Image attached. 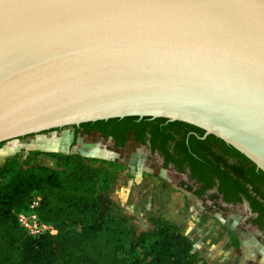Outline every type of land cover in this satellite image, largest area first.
I'll use <instances>...</instances> for the list:
<instances>
[{
    "label": "water",
    "instance_id": "95a60500",
    "mask_svg": "<svg viewBox=\"0 0 264 264\" xmlns=\"http://www.w3.org/2000/svg\"><path fill=\"white\" fill-rule=\"evenodd\" d=\"M127 117L264 174V0H0V144Z\"/></svg>",
    "mask_w": 264,
    "mask_h": 264
},
{
    "label": "trees",
    "instance_id": "16d2710c",
    "mask_svg": "<svg viewBox=\"0 0 264 264\" xmlns=\"http://www.w3.org/2000/svg\"><path fill=\"white\" fill-rule=\"evenodd\" d=\"M122 125L127 127L125 132L133 130L139 140L147 128L151 129L154 143L158 136H162L161 147L169 161H173L174 157L166 148L167 141L173 138L168 130L183 128L184 136L176 147H180L195 165L193 175L204 180L199 166L207 169L211 167L217 178L233 184L234 191L245 190L237 178L243 175L246 179V174L235 168L233 172L221 170L217 165L221 161L220 154L212 155L214 159H210L192 148L194 143L204 145L208 140H213L221 146V154L230 152L248 163L250 168L246 172L250 179L264 184V174L256 171L255 166L244 156L213 136L200 139L204 133L202 130L182 122L127 117L85 123L80 127L85 132H105L108 127H112L111 132L115 134ZM73 128L79 131V127ZM189 132L195 135L191 134L185 139ZM154 147L157 146L154 144ZM98 177L97 171L80 162L66 169L54 170L49 167L26 168L11 160L0 168V264H207L192 253L189 239L166 222H159L153 231L131 239L132 227L125 218L106 216L95 221L99 210ZM207 180L209 187L212 184L209 177ZM220 191L223 193L224 188L221 187ZM235 193L226 194L225 199L238 201ZM33 196L40 197L37 208L40 220L51 224L57 230L55 235L45 234L33 238L18 225L16 214L27 209ZM247 197L259 209L257 205L261 203L251 195ZM74 229H78L76 234L72 233Z\"/></svg>",
    "mask_w": 264,
    "mask_h": 264
},
{
    "label": "rangeland",
    "instance_id": "374dc122",
    "mask_svg": "<svg viewBox=\"0 0 264 264\" xmlns=\"http://www.w3.org/2000/svg\"><path fill=\"white\" fill-rule=\"evenodd\" d=\"M74 133L73 128H65L3 143L0 161L13 160L26 168L54 170L80 162L99 176L95 221L106 216L125 218L132 227L131 239L153 231L159 222H166L189 239L192 253L207 264H264V245L259 241L262 234L251 225H239L245 221L244 209H227L208 198L198 201L190 192L175 187L180 179L177 176L166 178L160 170L154 177L142 170V160H136L134 155L90 151L94 146L90 139H78L74 144ZM67 156L70 158L66 159ZM122 158H129L127 166L117 162ZM153 167L154 172H159V166ZM168 178L175 182L170 183ZM77 232L78 229L72 231Z\"/></svg>",
    "mask_w": 264,
    "mask_h": 264
},
{
    "label": "flooded vegetation",
    "instance_id": "af4514ba",
    "mask_svg": "<svg viewBox=\"0 0 264 264\" xmlns=\"http://www.w3.org/2000/svg\"><path fill=\"white\" fill-rule=\"evenodd\" d=\"M78 127L79 131L71 127L75 132L73 138L74 144L78 139L83 141L90 139L91 145H94L90 151L93 149L92 151L97 150L103 154L116 156L125 154L127 157H130L134 155L136 160H142L140 167L142 170H146L148 174L150 173L152 176L157 177L161 170L166 178L167 175H173V177L177 176L180 178L175 184V187H179L183 192H190L198 201L202 198H208L210 199L209 202L227 209H233L235 207L244 209L245 221L239 223V225H251L252 227H255L259 234H262V236H259V241H262V244L264 245V241L262 240V238H264V184L256 179H250V176L247 175L246 172L247 169L250 168V165L243 162L242 158L236 157L230 152H224L221 154V146L213 140H208L204 145L194 143V146L192 147L194 150L201 151V153H204V155L210 159H214L212 155L220 154L221 161H219L217 165L220 166L221 170H229L233 172V168H235V170H239L240 173H244V175L246 174L245 179V176L239 175L240 177L237 178L233 173L234 177L238 179L239 183L244 186L246 190L234 191L233 184L228 180L221 181L217 178L212 172L211 167L207 169L199 166V170H201L204 180L200 179L199 176L193 175V166L195 165L187 159L185 152L180 147H176L177 143L184 136V129L181 127H173L168 130L173 138L167 141L166 148L174 157L173 161L167 160L166 154L161 147V143L163 142L162 136H158L154 143L152 134L150 133L151 129L149 128H147L143 138L139 140L133 130L125 132L127 128L126 125L120 126L117 130L118 132L115 134H112L111 132L112 127H108L105 132L100 130L85 132L83 128L80 126ZM191 134L195 135V133L189 132L185 139ZM154 144L157 146L156 148L154 147ZM136 150H140V152L137 153ZM128 161L129 158L117 160V162L121 163L123 166H127ZM153 164L159 166V172L153 171ZM179 165H181V168ZM240 167H242V169ZM208 177L210 178V184H212L209 187H207ZM167 181L172 184L175 182V180H169V178ZM221 187L224 188L223 193L220 191ZM229 193H235L239 200L227 201L225 195ZM247 195H251L261 203L260 206L257 205L260 210L252 205V202ZM262 259L264 260V255H262Z\"/></svg>",
    "mask_w": 264,
    "mask_h": 264
},
{
    "label": "built area",
    "instance_id": "2783aa9c",
    "mask_svg": "<svg viewBox=\"0 0 264 264\" xmlns=\"http://www.w3.org/2000/svg\"><path fill=\"white\" fill-rule=\"evenodd\" d=\"M39 203L40 197L33 196L27 209L16 214L17 223L33 238H38L45 234L55 235L57 230L51 224L40 220L37 213Z\"/></svg>",
    "mask_w": 264,
    "mask_h": 264
},
{
    "label": "crops",
    "instance_id": "0c3cea01",
    "mask_svg": "<svg viewBox=\"0 0 264 264\" xmlns=\"http://www.w3.org/2000/svg\"><path fill=\"white\" fill-rule=\"evenodd\" d=\"M6 163H7V160L6 159L4 161H2V162L0 161V168L4 167L6 165Z\"/></svg>",
    "mask_w": 264,
    "mask_h": 264
}]
</instances>
